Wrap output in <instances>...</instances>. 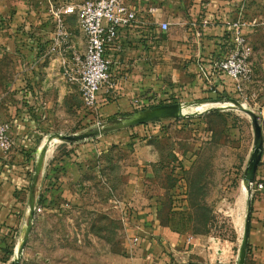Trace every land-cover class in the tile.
<instances>
[{
    "label": "rangeland",
    "instance_id": "obj_1",
    "mask_svg": "<svg viewBox=\"0 0 264 264\" xmlns=\"http://www.w3.org/2000/svg\"><path fill=\"white\" fill-rule=\"evenodd\" d=\"M83 1L0 0L1 53L21 50L13 41L15 27L17 31L26 27L14 21L19 9L24 14L47 13V19L54 20L48 13L51 5ZM123 1L133 8L138 5ZM142 5H159L160 10H150L156 28L163 17V1ZM231 13L233 20L242 17L248 23L244 35L252 48L249 80L224 86L218 78L214 92L207 85L210 75L201 65L198 80L190 73L183 84L166 83L163 90L167 92L146 93L130 111L104 114L103 106L117 96L116 85L104 86L100 92L108 96L106 101L96 109H86L79 89L62 77V98L44 107L42 116L33 120L36 133L28 139L24 136L20 143L11 133L13 148L5 154V167L11 155L26 150V180L42 163L47 193L37 206L42 211L37 213L35 208L34 218L23 229L9 232L8 264L18 257L20 264H123L137 248L134 238L140 239L146 229L163 228L192 239L189 253L168 254L169 264H239L242 252L244 264H264L260 256L264 252L258 251L264 243V0H241ZM73 20L78 27L76 17ZM189 27L197 40L203 37L199 23ZM171 28L177 34L180 26ZM6 66L5 60L0 62V73ZM6 93L7 89H0V96ZM172 104L224 107L118 127L130 113ZM23 108L30 113V107ZM84 134L91 137L77 142L63 139ZM255 152L259 161L255 179L250 180ZM21 188L26 190L29 184ZM248 213L251 226L246 240ZM26 227L31 228L28 235Z\"/></svg>",
    "mask_w": 264,
    "mask_h": 264
},
{
    "label": "crops",
    "instance_id": "obj_2",
    "mask_svg": "<svg viewBox=\"0 0 264 264\" xmlns=\"http://www.w3.org/2000/svg\"><path fill=\"white\" fill-rule=\"evenodd\" d=\"M152 1L132 0L134 4H138L134 6L140 12L139 22L122 30L116 45L108 50V55L114 62L111 71L117 96L110 104L103 106L101 112L104 114L130 111L134 102L141 101L146 93L167 92L163 90L166 83L183 84L190 73L196 74L198 80L201 65L207 68L210 66L209 62L227 54L225 24L228 19H232L231 12L241 0H161L164 3V13L157 23H168L170 29L166 32L153 26L150 10H160L159 5H142ZM45 14H24L19 9L14 21L17 24L25 23L26 27L20 31L15 27L13 41H16L21 50L10 54L0 51V62L5 60V64L7 63V69L0 73V89L8 90L4 96H0V118L13 124L11 133L19 143L24 136L28 139L36 133L34 119L42 116L44 107L60 102L62 97L59 96V88L63 85L64 63H71L74 51L85 50V39L77 25L75 26L73 16H70L67 17V29L72 48L66 49L62 55L49 54L56 25ZM207 18H215V23L203 28V20ZM196 22L204 29L200 40L193 36L189 27ZM213 24L215 25L212 26ZM31 25L35 27L32 29ZM171 25L180 26L178 32L175 30L178 35L173 34ZM22 90L30 95L22 93ZM47 91H52L53 96H46ZM107 98L100 92L98 103L102 104ZM23 106L30 107V113H24L21 110ZM140 114L128 119H138ZM47 150L49 149H46L44 158L48 155ZM5 154L7 153L0 152V264H8L11 260L7 256V247L11 242L9 232L13 228L21 230L26 226L31 219L30 208L35 209L47 193L44 192L46 179L42 166L39 173L36 170V174H30L28 181L26 180V150L20 149L11 155L12 162H8L6 167L5 160L8 157ZM25 184H29L26 190L21 188ZM187 237L189 235L172 232L167 228L146 229L139 244L134 245L137 248L133 256L127 259L128 263L123 264H169L171 257L168 254L181 251L189 253L193 248ZM258 238L256 235V239ZM263 244L258 249L259 252H264ZM260 256L263 257L264 253Z\"/></svg>",
    "mask_w": 264,
    "mask_h": 264
},
{
    "label": "built area",
    "instance_id": "obj_3",
    "mask_svg": "<svg viewBox=\"0 0 264 264\" xmlns=\"http://www.w3.org/2000/svg\"><path fill=\"white\" fill-rule=\"evenodd\" d=\"M49 13L56 25L49 54L62 55L66 49L72 48L66 22L70 16L77 19L79 31L85 39V50L74 51L71 63H64L63 77L79 89L86 109H96L101 89L106 85L112 89L116 85L111 71L114 62L108 55V50L116 45L122 30L139 22L138 11L123 0H85L75 5H51ZM212 22L214 19L207 18L202 25L207 27ZM247 24L242 17L226 21L229 33L226 45L229 51L224 58L214 60L212 66L202 70L207 74L212 72V76L207 78L209 90L217 92L218 73H222L236 85L250 79L252 48L244 35ZM157 26L163 32L169 30L168 23H157ZM11 127L10 123L0 120V151L3 153H8L13 148ZM259 186L263 187L262 184ZM41 211V207H36L37 213ZM191 240L189 238L188 242L191 243ZM139 242V238H134V245Z\"/></svg>",
    "mask_w": 264,
    "mask_h": 264
},
{
    "label": "bare ground",
    "instance_id": "obj_4",
    "mask_svg": "<svg viewBox=\"0 0 264 264\" xmlns=\"http://www.w3.org/2000/svg\"><path fill=\"white\" fill-rule=\"evenodd\" d=\"M215 107L221 109L222 107H224V105H219V104L218 105H201V106H191L190 105V106H186V107H184L182 105H172V106L156 108V109L149 110V111H151L149 113L147 111L142 112V114H140L138 116V119L133 117V118H130L127 120H123L120 123L119 127L125 128V127L131 126V125H136V124L140 123L141 121L154 122L155 118H160L162 120H166V119H170V118H174V117H181L183 114H189V113H194V114L201 113L202 114V113L207 112L211 108H215ZM44 146H43V148H44ZM39 161H40V159H39ZM29 228L30 227H27L25 234H27V231ZM23 243H24V241H23ZM23 243H21V244L23 245ZM21 251H23L22 247H21ZM20 259H21V257H18L16 259V261H18ZM238 263L244 264L243 256H242V258L239 259Z\"/></svg>",
    "mask_w": 264,
    "mask_h": 264
},
{
    "label": "water",
    "instance_id": "obj_5",
    "mask_svg": "<svg viewBox=\"0 0 264 264\" xmlns=\"http://www.w3.org/2000/svg\"><path fill=\"white\" fill-rule=\"evenodd\" d=\"M172 105H179V104H172ZM172 105L158 106V107H155L154 109L161 108V107H166V106H172ZM214 111H216V110H214ZM210 112H212V111H210ZM193 115H197V114H194V113L193 114H189V115L183 114V117H174V118H184L186 116H193ZM161 120L162 119H160V118H155L154 122L161 121ZM148 123H151V122L141 121L140 123H138L136 125H131V126H128V127H135V126L145 125V124H148ZM128 127H125V128H128ZM119 128H121V127H119ZM89 137H91L90 134H84V135L75 136V137H64L63 139L66 140V141L77 142V141H81V140L89 138ZM258 161H259V156L257 155V152H255L254 158H253V160H252V162L250 164V168H249L250 180H254L255 179L256 168H257ZM41 166H42V163L39 162V166H38V169H37L38 173L40 171ZM32 204H31V206H32ZM30 209H31L30 217H31V220H32L34 218L35 212H34L33 207L30 208ZM250 226H251V213H248L247 217H246V221H245V239L246 240L248 239V237L250 235ZM30 230H31V228L28 229L27 235L29 234ZM25 243H26V240H24L22 248H24ZM242 255H243V262H244V258L245 257H244V253L243 252H242ZM12 264H20V260H18V261L13 260Z\"/></svg>",
    "mask_w": 264,
    "mask_h": 264
},
{
    "label": "trees",
    "instance_id": "obj_6",
    "mask_svg": "<svg viewBox=\"0 0 264 264\" xmlns=\"http://www.w3.org/2000/svg\"><path fill=\"white\" fill-rule=\"evenodd\" d=\"M211 66L213 65V61H211L210 63H209ZM210 67V66H209ZM208 74H210V76H212V72H208ZM218 78H219V80L221 81V82H223V85L224 86H227L228 84H227V82H229V84L230 83H233V85L235 86V83L232 81V80H230V79H228V78H226V77H224L223 75H222V73H218V76H217ZM136 113H138V112H136ZM135 113H130V114H128V116L129 115H134Z\"/></svg>",
    "mask_w": 264,
    "mask_h": 264
}]
</instances>
